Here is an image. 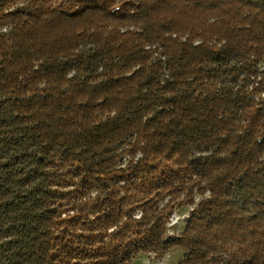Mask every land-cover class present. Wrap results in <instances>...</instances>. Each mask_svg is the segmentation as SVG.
Returning <instances> with one entry per match:
<instances>
[{"label":"trees","instance_id":"1","mask_svg":"<svg viewBox=\"0 0 264 264\" xmlns=\"http://www.w3.org/2000/svg\"><path fill=\"white\" fill-rule=\"evenodd\" d=\"M263 63L264 0H0V264H264Z\"/></svg>","mask_w":264,"mask_h":264},{"label":"rangeland","instance_id":"2","mask_svg":"<svg viewBox=\"0 0 264 264\" xmlns=\"http://www.w3.org/2000/svg\"><path fill=\"white\" fill-rule=\"evenodd\" d=\"M261 70L264 73V63L261 65ZM199 197L197 201H199ZM193 208L187 207L178 209L171 219L168 233L169 234H181L186 226L189 213ZM183 257V250L181 248H173L170 252L161 260H156L154 255L142 254L138 256L133 264H179Z\"/></svg>","mask_w":264,"mask_h":264}]
</instances>
